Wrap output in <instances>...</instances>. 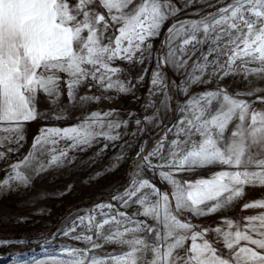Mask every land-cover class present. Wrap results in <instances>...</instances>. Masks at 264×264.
Wrapping results in <instances>:
<instances>
[{
  "label": "snow or ice",
  "instance_id": "snow-or-ice-1",
  "mask_svg": "<svg viewBox=\"0 0 264 264\" xmlns=\"http://www.w3.org/2000/svg\"><path fill=\"white\" fill-rule=\"evenodd\" d=\"M180 4L0 0V160L23 147L25 125L43 115L37 108L41 95L58 105L66 94L76 108L109 99L103 95L108 90L131 92L135 85L122 78L120 63L155 64L145 102L146 110L155 111L143 117L148 125L158 126L159 114L167 117L176 102L175 119L163 135L147 151L148 141L141 143L128 183L67 223L63 234L82 246L65 245L32 264H264V193L241 205V212H259L207 225L193 222L230 209L248 189L264 188V103L256 106L247 98L264 93L259 86L264 81V0ZM200 4L214 10L196 7L176 19ZM165 69L182 77L179 84L172 82L175 98ZM148 71L145 66L138 81ZM229 77H242L250 87L229 91L221 83ZM82 87L88 90L84 95ZM193 87L203 90L191 92ZM93 88L102 94H88ZM65 112L57 107L51 118L64 120ZM128 122L111 109L91 111L64 127H43L27 154L8 165L0 193L30 187L36 176L63 166L70 151L86 150L101 139L119 141ZM135 124L145 131L141 118ZM124 159L121 151L112 167ZM212 168L217 170L208 176L183 178Z\"/></svg>",
  "mask_w": 264,
  "mask_h": 264
},
{
  "label": "rangeland",
  "instance_id": "rangeland-1",
  "mask_svg": "<svg viewBox=\"0 0 264 264\" xmlns=\"http://www.w3.org/2000/svg\"><path fill=\"white\" fill-rule=\"evenodd\" d=\"M173 2L178 7L182 6L180 0H173ZM211 2L215 3V0ZM196 7H202L205 11L214 10L200 4L185 9L176 19L184 18L188 13L194 12ZM171 23L170 19L165 24V31ZM161 39H163V32L161 38L154 41L155 47L160 46ZM145 66L149 71L140 82L137 78L143 74ZM154 66V62L151 64L146 62L145 65L120 63L123 69L122 78L134 84L135 88L129 93L119 94L115 90H108L103 92V95L110 97L109 99L90 102L82 107L73 108L68 103L66 94L61 97L58 105L50 104L44 95L40 96V112L43 115L25 125V139L21 142L23 147H20L18 152L10 153L8 159L0 160V179L4 178L10 163L27 154L33 138L39 135L45 126L64 127L76 123L77 118L91 111L111 109L117 110L119 116L129 122L126 127L120 129L124 134L119 141L107 142L101 139L99 143H94L86 150L70 151L63 166L50 168L36 176L30 187H20L15 191L0 193V239L9 241L7 244H0V264H24V262L32 264L33 260H44L57 254L65 245L82 246L63 234L69 220L78 214L83 215L97 203L107 202L114 191L122 189L128 183V172L136 159V152L141 143L147 140L146 151L149 150L154 141L163 135L165 128L175 119L174 99L170 104V114L167 117L163 112L159 114L158 126L155 123L148 125L143 121L144 116L153 115L155 111L152 108L145 109L151 70ZM165 71L169 83V94L175 98L176 90L172 82L179 84L182 77L171 70L165 69ZM221 83L230 87L232 91L234 89L244 91L250 87L242 77H229ZM259 86H264V81L259 82ZM213 87H215L214 84L208 85V88ZM202 90V87H193L191 92ZM86 92L88 90L84 87L79 90L80 95ZM88 94L101 95L102 91L93 88ZM259 95L262 96L264 93H255L247 98L253 102ZM162 98V96L156 97L157 100ZM180 99H186V97H180ZM57 107L66 108V119L55 121L51 118ZM129 113L132 115L130 116ZM136 118L142 119L145 131L138 130L140 126L135 124ZM105 143H108V147L101 151ZM10 147L15 148L16 145H10ZM121 151L124 152L126 159L120 161L118 167L113 168L112 165L116 163L115 157ZM156 183L167 190V185H160L159 181ZM225 211L226 209L221 212ZM193 222L205 225L206 218L202 220L194 218Z\"/></svg>",
  "mask_w": 264,
  "mask_h": 264
},
{
  "label": "crops",
  "instance_id": "crops-1",
  "mask_svg": "<svg viewBox=\"0 0 264 264\" xmlns=\"http://www.w3.org/2000/svg\"><path fill=\"white\" fill-rule=\"evenodd\" d=\"M229 91H232L230 89V87H229ZM259 97H264V95H262V96L259 95L257 100L253 101V104L256 105V106H260L262 103H264V101L259 99ZM39 104H40V97H39V102L37 104L38 111H40V105ZM215 170H217V169L216 168H212V169H208V170H198L194 174H186V175H184L183 178L184 179H193L194 180V179H196L197 177H200V176H208L212 171H215ZM262 193H264V188L248 189L246 196L242 200L238 201L233 207H231L230 209H226L225 212H219V213H217L215 215L207 217L205 225H207L209 223L216 222L220 217H226V216L235 217L237 215L247 216V215L254 214L256 212L261 211L259 209H249V210H246L244 212H241V205L244 202H247V201H250V200H255L256 198L260 197ZM202 219L203 218H201V220Z\"/></svg>",
  "mask_w": 264,
  "mask_h": 264
},
{
  "label": "trees",
  "instance_id": "trees-1",
  "mask_svg": "<svg viewBox=\"0 0 264 264\" xmlns=\"http://www.w3.org/2000/svg\"><path fill=\"white\" fill-rule=\"evenodd\" d=\"M34 234V233H33Z\"/></svg>",
  "mask_w": 264,
  "mask_h": 264
}]
</instances>
